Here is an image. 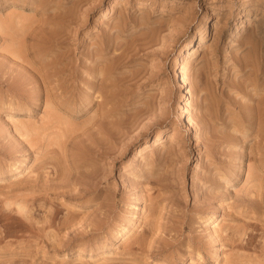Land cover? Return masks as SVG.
I'll list each match as a JSON object with an SVG mask.
<instances>
[{
	"label": "rangeland",
	"instance_id": "obj_1",
	"mask_svg": "<svg viewBox=\"0 0 264 264\" xmlns=\"http://www.w3.org/2000/svg\"><path fill=\"white\" fill-rule=\"evenodd\" d=\"M263 125L264 0H0V264H264Z\"/></svg>",
	"mask_w": 264,
	"mask_h": 264
},
{
	"label": "bare ground",
	"instance_id": "obj_2",
	"mask_svg": "<svg viewBox=\"0 0 264 264\" xmlns=\"http://www.w3.org/2000/svg\"><path fill=\"white\" fill-rule=\"evenodd\" d=\"M96 4V3H95ZM84 9V8H83ZM83 11H85V10H83ZM84 13V12H83ZM19 16V15H18ZM17 16V17H18ZM16 17V15H15V18H17ZM19 17H21V16H19ZM83 17V16H82ZM22 18V17H21ZM18 19V18H17ZM83 19V18H82ZM1 20H3V19H1ZM19 20V19H18ZM16 21V20H15ZM20 21V20H19ZM22 21V20H21ZM81 21H83L84 22V20H81ZM2 23H4V22H2ZM82 23V22H81ZM8 24V23H7ZM19 24V23H18ZM17 24V25H18ZM80 24V23H79ZM5 26V25H4ZM6 27H8V26H6ZM24 28H22V30H23ZM19 31V30H18ZM24 31V30H23ZM19 37V36H18ZM59 39V38H58ZM100 39H101V37H100ZM20 40H21V38H20ZM19 40V41H20ZM135 42V41H134ZM251 42V41H250ZM133 43V42H132ZM19 45H21V44H19ZM103 45V44H102ZM21 48H22V46H21ZM255 47H253V49H254ZM254 50H256V48L254 49ZM251 54H252V52H251ZM113 55V54H112ZM111 56V55H110ZM237 57V56H236ZM113 58V57H112ZM54 59V58H53ZM49 61V60H48ZM187 64H188V61H187V59L186 58H183L182 59V61H181V64H180V66H179V68H180V76H179V81H180V85H181V88H182V91H181V94H182V96H183V98H184V104L181 106V116L183 117V116H186L185 114V108H186V106H187V104H188V92H189V87H190V82H189V80H188V74H187V70H186V66H187ZM103 66V65H102ZM101 67V66H100ZM99 68V67H98ZM100 70V69H99ZM106 70V69H105ZM108 70V69H107ZM102 71V70H101ZM101 71H99V72H101ZM110 71V70H109ZM98 72V73H99ZM102 73V72H101ZM97 74V73H96ZM107 74V73H106ZM108 75V74H107ZM106 76V75H105ZM98 94H100V93H98ZM107 96V95H106ZM257 102V101H256ZM262 112V111H261ZM260 112V113H261ZM55 113V112H54ZM263 113V112H262ZM57 114V113H56ZM259 119V118H258ZM18 121H20V120H18ZM261 121V120H260ZM259 121V122H260ZM27 123V122H26ZM25 124V123H24ZM23 124V125H24ZM264 126V125H263ZM26 128H27V126H25ZM31 130V129H30ZM34 130V129H33ZM28 132V131H27ZM29 133H31L30 131H29ZM164 135V134H163ZM161 138H162V130H160V131H158V133L156 134V137H155V139H154V141H153V144H159L160 142H161ZM150 145L148 144V142H146L143 146H141V147H139L137 150H136V152L134 153V155H133V157L134 158H139V157H141L142 155H143V152L149 147ZM27 213V212H26ZM217 220H218V218H217ZM216 222V221H215ZM218 225H219V223H218ZM216 227V226H215ZM217 227H219V226H217ZM213 229H214V227H213ZM218 229V228H217ZM217 229H216V231H217ZM214 231H215V229H214Z\"/></svg>",
	"mask_w": 264,
	"mask_h": 264
}]
</instances>
